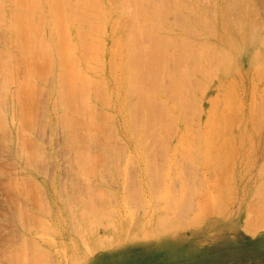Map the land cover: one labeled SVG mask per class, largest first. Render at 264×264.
<instances>
[{
  "label": "rangeland",
  "instance_id": "1",
  "mask_svg": "<svg viewBox=\"0 0 264 264\" xmlns=\"http://www.w3.org/2000/svg\"><path fill=\"white\" fill-rule=\"evenodd\" d=\"M165 1L160 5L164 6L162 8L165 13L160 9L157 11L158 22L153 30L156 32L157 27L161 26L166 33L174 28L183 34L181 25L187 26L186 22L190 19L186 17L189 14L193 17L196 13H202L212 21L205 22V25L202 19L200 23V20H196L193 29L200 34L197 35L200 39L210 41L213 50L218 53L215 55L222 60V65H217V69L211 67L210 63L209 66L206 65L205 70L203 69L205 76L202 72L194 76L200 81L199 84H193L195 78L192 77L193 87L187 86L185 93L191 88L194 96L190 92L187 93L188 96L185 93V96L183 95L184 99L186 97L189 101L186 103H192L191 107L186 108V116L185 102L182 103L184 105L180 103V107L177 106L178 109L184 110H177L173 104L175 100L171 89H166L171 86V82L163 81L164 76H167L169 81L173 79V74L170 75L174 72L171 70L173 60L167 64L168 70L172 72L168 71L167 75L166 70L162 77V85L158 89L163 97L157 99L162 102L161 109L167 110L158 111H165L163 115L164 119L168 117L167 121L169 116L171 119L177 116V122L172 120L173 123L169 124L179 128L176 129L179 132H174L173 128L174 131L169 129L172 132L168 134L163 133V116L156 110L159 109L158 102L155 104L158 108L153 109L156 114L161 115L160 119H153L157 116L152 113V108H149V111L155 116L150 117L151 113L149 114L145 107L141 109L142 112L129 116L128 120L125 119V112L127 114L128 111L125 106L127 97L130 99L128 102L131 101L128 96L130 90L114 76L110 66L112 59L116 60V63L120 60V57H117L119 55L115 56L112 51L113 44L110 40L114 36L115 39L122 38L123 21L120 19L121 11L118 8L109 9L113 20L117 19L119 22L118 28L104 36L108 40L100 52L98 64L94 61L90 63L98 69L102 68L100 78L106 82V91L100 87L102 93L97 94L95 106L91 110L88 109L89 111L84 107L86 112L82 110L83 113L79 112L83 102L79 104L78 100L73 102H76L74 105L62 106L64 102L60 92H57V84L63 92H68L71 87L66 82L56 81V72L59 74L62 67L56 68L51 64L47 68L45 65H50L49 59L36 50L38 54H42L39 57L36 51H33L34 48H30L32 45L36 46L34 41L32 40L33 44L29 47L21 40L24 47H28L24 49L23 45L19 44L20 38L18 40L21 35L17 37L20 32L14 27L12 30L11 27L4 28V25L9 23L8 19H3V22L0 20V32H3L2 37L0 34V51L2 49L3 53H0L5 60L8 58V62H4L9 65L3 68L6 73L0 74V77H5L4 80L9 78V85L0 89V97L2 96L1 100L4 101L3 104L0 103V109L6 116H3L6 119L4 120L0 115L3 120H0V264H264V226L259 225L255 229L247 227V219L251 216L252 220L254 217L253 210H250L251 204H255L262 195L259 193L258 197L255 188L259 189L261 186L262 189L264 186V122L260 123L264 121V0H169L170 4L168 0ZM102 2L105 10L107 0ZM112 3L110 5H113ZM179 4L184 8L190 5L189 9L193 6V9H190L192 14L187 12L190 11L187 8L184 11ZM162 14L165 16L163 21ZM89 17L85 16L90 22ZM86 20L83 21L85 24H82V32L87 35L90 33L91 39V36L96 34L95 31H89L91 25ZM208 22L213 24L209 25ZM87 23L89 25H86ZM139 24L140 22L135 24L136 27H139ZM10 30L15 33L12 34ZM44 30L41 28L38 36L44 37ZM213 30L216 32L214 36L210 34ZM6 32H9V35ZM223 38L231 40L232 46L224 45ZM4 39L7 43L3 42ZM9 39L12 40L11 43ZM90 39L88 36L83 37L81 42L88 43ZM147 39L148 37L143 38L146 43L142 41L147 44ZM176 43L172 46L169 44L167 48H177L178 42ZM234 43L235 47L237 45L236 52ZM229 46L232 49L227 48ZM20 49L34 57L26 54L29 57L24 58ZM26 49H33L31 51L34 54ZM171 51L176 52L175 49ZM25 52L22 50L24 56ZM87 52L86 55L81 53L82 60L86 63L90 62L88 59L92 57H89ZM227 55L228 59H225ZM11 62L12 66L15 64L13 69ZM26 62H32L34 68ZM85 66L84 63L82 67ZM7 68L15 69L12 73L14 76L11 74L12 70L7 73ZM29 68L35 70L36 81L27 80ZM206 71H212L211 74H216V78H212ZM6 75H12L11 78L17 83L11 80L16 85H11L10 77ZM3 78H0V85L7 82H4ZM202 83L205 84L204 87ZM253 83H257V87ZM196 84L202 88L197 90L194 88ZM22 85L25 87L22 88ZM4 89L8 92L5 93L7 99L4 97ZM234 89L237 91L234 92ZM10 90L14 93L11 94ZM155 94L153 92V95ZM163 103L167 107H164ZM197 103H200V106ZM129 104L130 102L127 107L130 109L132 107ZM169 108L173 109V112ZM247 108L250 109L249 114ZM195 110H198L199 118L195 117ZM191 114L192 120L189 118ZM188 118L192 121L189 125L186 120ZM89 121H92L93 125H90ZM165 127L167 128V125ZM222 127L224 131L229 127V132H224ZM183 132L186 135L182 134ZM186 136H190L189 141L187 138L184 142ZM192 146L197 156L189 152ZM185 148L188 151L184 153L182 150ZM195 151H198V154ZM186 155H190L189 160ZM80 161H86V164L82 165ZM92 193L98 194L99 197L93 194L92 198ZM206 205L207 207H204ZM162 216L166 218L162 221L168 222L165 224L161 221L162 228L159 229L161 225L158 221Z\"/></svg>",
  "mask_w": 264,
  "mask_h": 264
},
{
  "label": "bare ground",
  "instance_id": "2",
  "mask_svg": "<svg viewBox=\"0 0 264 264\" xmlns=\"http://www.w3.org/2000/svg\"><path fill=\"white\" fill-rule=\"evenodd\" d=\"M163 1V0H162ZM161 0H111V2H113L112 4L113 5H110V1H108L107 0V2H106V8H105V10L103 9V2H102V0H0V20H2V22H3V19L4 20H9V23H7L6 25H4V28L6 27V29H7V27H9V29H10V27H11V30L13 29L12 27H14V28H16V30H18L19 32H20V34H18L17 35V37L18 36H20L21 35V37H18V40H19V38H20V43L19 44H21V45H23L24 44V42L26 43V45L28 44L29 45V47H30V45H32L33 44V42H32V40L34 41V45L36 44V46H31L30 48H34V50L33 49H30V51L28 50V49H26V51H29V52H31V53H33L34 54V52H32L31 50H33V51H36V50H38V51H40L42 54H43V56L44 57H47L48 59H49V64L50 65H45V66H47V68L49 67V66H51V64H54V66L56 67V68H61V70H59L60 72H59V74H57V72H56V75H57V77H56V81L58 82V83H67V84H69L71 87H70V90H68V92H63L62 90H61V88H60V86L57 84V86L59 87V91H57V92H60L59 93V95H60V97L61 98H63V102H64V104L62 103V106H64V107H68V106H71L72 104H73V102L74 101H76L77 102V100H78V103L79 104H82V102H83V104H82V108H80L81 109V111L79 110V112L80 113H83V111H84V107L86 108L85 110H87V111H89L88 109H92L94 106H95V103H96V101H97V94H99L100 95V93H102L100 90H101V88L102 89H104L105 91H106V89H105V87H107L106 86V82L105 81H103L101 78H100V76L102 75V68L100 69H98V68H96V66H94V65H91L90 63L92 62L93 63V61H94V63L96 62V64H98V60H99V56H101L100 55V52H101V50H102V48H103V46L105 45V41H107L108 40V38H105L104 36H106L107 34L109 35V33H110V31H112V32H114L117 28H118V26H119V22L117 21V19L116 20H113V18L114 17H112L111 16V11H109V9L110 8H113V7H116V8H118L120 11H121V13H120V19L123 21L122 22V24H123V26H121V27H123V29H122V38H121V40H119V39H115L114 37H111V38H113V39H110L111 40V42H112V44H113V52H115V56L116 55H119V56H117V57H120V60L119 61H117V63L115 62L116 60H114V59H112V64L110 65L111 66V71H112V73L114 74V76L117 78V79H119V81L122 83V84H124V86L125 87H128L129 88V90H130V95H128L129 97H131V101H129L130 102V104H129V106H131L132 108H128L127 107V105H128V100H130V99H128V97H127V99H126V97H125V99H126V104H125V106H126V108H127V114H126V112H125V119L127 118V120H128V117L129 116H133L134 114H136V113H138V112H142V110L141 109H143L144 107H145V109H147V111H148V113L150 114L151 112L149 111V108H152V113H155L156 114V111H154L156 108H158L159 107V109H156L157 111L159 110V111H162V110H167V108H162L161 109V106H162V102L160 101V102H158V98H162L163 97V94H162V97H161V94H160V90L158 89V88H161V85L162 84H160L161 83V80H162V77L165 75V73H166V70H167V75H169V73L170 72H172V71H174L173 73H170V75H172V80L171 81H169V78H167V76L165 77L164 76V78L166 79L167 78V80L168 81H166L165 79H163V81L164 82H171L170 84H171V86L169 87V88H166V89H171V91L170 92H172L171 93V95H172V97H173V100H175L174 102H173V104H174V106H176V108H177V106L179 105V107H180V103L182 104V103H184L185 104V106H183V107H185L184 109H185V116H186V113L188 112L187 110H186V108H188V107H191L192 106V103L191 104H188V103H186V97H185V99H184V97H183V95H184V93H185V91H187L186 90V87L187 86H191V87H193V85H191L192 84V82H193V84L194 83H198L199 84V82L200 81H198L196 78L197 77H194L195 75H197L198 73L199 74H201V72H202V75H204L203 74V72L205 73V71H203V69L205 70V66L206 65H208L209 63L211 64V67L213 66V67H216V69H217V67L219 66V64L220 65H222V60H220V57H218V55H215V54H218L217 52H216V50L214 49L213 50V47H212V44L210 45V41L208 42V41H206V39H200L198 36L200 35L199 33H197L193 28H194V25L193 24H196L197 23V21L196 20H200L199 21V23L201 22V19H202V23H207V21H212V19L211 20H209V18H207V17H204V16H206V15H202V13L201 14H198V13H196V12H194V14L196 15H194L193 17H192V15H188L186 18H190L189 19V21L188 20H186V19H184V20H186V21H188V22H186L187 24V26H182L181 25V30L184 32L183 34H180V32L181 31H179V29H177V30H174V28H173V30H171V31H169L168 30V32L169 33H166L165 32V30H164V28H162L161 26V28L160 27H157V30L158 31H154L153 30V28L155 27L156 28V22H158V19H156V18H158V13H157V11L160 9L161 11H162V13L164 14L165 13V11L163 12V8L162 7H164V6H160L162 3ZM165 1V0H164ZM163 1V4L166 2H164ZM196 1V0H195ZM238 1V0H237ZM108 2H109V4H108ZM167 2H169V0L167 1ZM189 2V1H188ZM234 2V1H233ZM162 4V5H163ZM169 4H170V2H169ZM175 4H176V2H175ZM168 5V4H167ZM180 5V4H179ZM184 5V4H183ZM112 6V7H111ZM180 6H182V5H180ZM231 6H233L232 4H231ZM162 9H161V8ZM183 8H184V6H182ZM189 7H190V5L187 7V6H185V8L183 9L184 11H185V9L187 8V10L189 9ZM177 9L178 10H182L181 9V7H180V9L177 7ZM191 10L193 9V6L190 8ZM189 9V10H190ZM223 9V8H222ZM39 10V11H38ZM191 10L190 11H187V12H191ZM201 10V9H200ZM203 10V9H202ZM224 10V9H223ZM233 10V9H232ZM235 10V9H234ZM116 11V10H115ZM211 11V10H210ZM118 12V11H117ZM199 12V11H198ZM205 12V11H204ZM236 12V11H235ZM115 13V12H114ZM186 13V12H185ZM212 13V12H211ZM223 13V12H222ZM237 13V12H236ZM162 14V16H161V20L163 21V18L165 17L164 15ZM191 14H192V12H191ZM203 14H205V13H203ZM210 14V13H209ZM88 15V17L90 18V22H89V20H86V18H85V16H87ZM116 15V14H115ZM119 15V14H118ZM161 15V14H160ZM181 15V14H180ZM185 15V14H184ZM246 15V14H245ZM221 16H222V14H221ZM220 16V17H221ZM225 16V15H224ZM236 16V15H235ZM10 17V18H9ZM253 18V17H252ZM253 19H255V18H253ZM84 20H86V21H88L89 23H90V25H91V27H89V28H91L89 31H92V33H94L93 31H95V34H96V36H93L92 34V36H91V39H90V33H88V35H87V33L86 32H82V24H85V23H83V21ZM119 20V19H118ZM243 20V19H242ZM225 21V20H224ZM224 21H223V23H224ZM140 22V24H139V27H136V25L135 24H137V23H139ZM196 22V23H195ZM255 22V21H254ZM253 22V23H254ZM89 23H87L86 25H89ZM183 23H184V21H183ZM206 23H205V25H206ZM215 23V22H214ZM5 24V23H4ZM178 24V23H177ZM185 24V23H184ZM208 24H209V22H208ZM211 24V23H210ZM209 24V25H210ZM213 24V23H212ZM211 24V25H212ZM252 24V23H251ZM255 24H256V22H255ZM40 25H42L43 27H40ZM159 25V24H158ZM176 24H173V26H175ZM197 25H199V26H202V25H200V24H197ZM208 25V26H209ZM223 25V24H222ZM243 25V24H242ZM254 25V24H253ZM252 25V26H253ZM1 26L3 27V25L1 24ZM117 26V27H116ZM172 26V25H171ZM177 26V25H176ZM214 26H215V24H214ZM256 26V25H255ZM116 27V28H115ZM179 28H180V26H178ZM182 27H183V29H182ZM207 27V26H206ZM216 27V26H215ZM222 27V26H221ZM223 27H225V26H223ZM40 28V29H39ZM41 28H42V30H43V28L45 29L44 30V32L42 33L43 35H44V37H41V36H38V31H39V35H40V33H41ZM88 28V27H87ZM159 28V29H158ZM213 28V27H212ZM211 28V29H212ZM238 28V27H237ZM251 28V27H250ZM253 28V27H252ZM85 29V28H84ZM115 29V30H114ZM222 29V28H221ZM229 29V28H228ZM11 30H10V32H11ZM114 30V31H113ZM250 30V29H249ZM3 31V30H2ZM14 31V30H13ZM86 31H87V29H86ZM167 31V30H166ZM208 31V30H207ZM17 32V31H16ZM165 32V33H164ZM174 32V33H173ZM203 32V31H202ZM211 32V31H210ZM209 32V33H210ZM12 33V32H11ZM13 33H15V31L13 32ZM12 33V34H13ZM83 33L85 34L86 33V35L89 37V39H90V41H88V43L87 42H81L82 40V38L83 37H87L86 35L85 36H82L83 35ZM208 33V34H209ZM226 33V32H225ZM228 33H230V32H228ZM227 33V34H228ZM251 33V32H250ZM0 34H1V32H0ZM2 34H3V32H2ZM1 34V37L3 36ZM5 34V33H4ZM6 34H8L9 35V32L7 33L6 32ZM114 34V33H113ZM210 34H213V36H214V34H216V32L213 30V33H210ZM244 34V33H243ZM7 35V36H8ZM198 35V36H197ZM205 35V34H204ZM229 35V34H228ZM223 36V35H222ZM222 36H221V39H222ZM241 36H242V38H243V35L241 34ZM1 37H0V40H1ZM109 37V36H108ZM147 38L148 37V39L147 40H149V42L147 43V44H145L146 42H145V40H143V38ZM206 37V36H205ZM217 37V36H216ZM225 37H226V35H225ZM251 37V36H250ZM15 38V37H14ZM22 38V39H21ZM228 38H230V37H228ZM241 38V37H240ZM239 38V39H240ZM6 40H8V38H5ZM4 39V41L3 42H5L6 40ZM12 39H13V37H12ZM224 39V38H223ZM256 39V38H255ZM17 40V39H16ZM21 40H23V41H21ZM86 40H88V39H86ZM145 42H143V41ZM225 40V44L224 45H226V44H229L230 46H232L231 45V40H226V38L224 39ZM223 40V41H224ZM9 41H10V39H9ZM12 41V40H11ZM11 41H10V43H11ZM13 41H14V39H13ZM19 41H17V43H18ZM142 42V43H141ZM176 42H178V47L177 48H174V47H172V49L174 50L175 49V53H173L171 50L172 49H170V48H167L168 47V45L170 44L171 46H172V44L173 43H176ZM233 42V41H232ZM5 43H7V42H5ZM9 43V42H8ZM13 44L15 43V42H12ZM23 43V44H22ZM144 43V44H143ZM214 43V42H213ZM221 44H222V41L220 42ZM219 43V44H220ZM141 44H143V45H145L144 47H142L143 45H141ZM149 44V45H148ZM166 44H167V46H166ZM177 44V43H176ZM5 45V44H4ZM11 45V44H10ZM27 45V46H28ZM52 45V46H51ZM147 45V46H146ZM214 45V47H215V44H213ZM223 45V46H224ZM235 45V43L233 44V46ZM240 45V44H239ZM242 45V44H241ZM3 46V45H2ZM6 46H8V44L6 45ZM12 46V45H11ZM24 47V45H23V47H24V49L25 48H28V47ZM228 46V45H227ZM230 46L229 47H227V48H230ZM4 47V46H3ZM22 47V48H23ZM35 47H36V49H35ZM176 47V46H175ZM220 47V46H219ZM218 47V48H219ZM236 47H237V45H236ZM236 47L234 46V51L236 52L237 50H236ZM241 47V46H240ZM0 48H2V47H0ZM4 48H6V47H4ZM8 48V47H7ZM6 48V49H7ZM55 48V49H54ZM216 48V47H215ZM11 49V48H10ZM24 49H20V53H21V55L24 57V58H26L27 57V55H29V54H27L25 51H24ZM107 49H108V47H107ZM169 49V50H168ZM217 49V48H216ZM230 49H232V48H230ZM12 50V49H11ZM22 50H23V52H25L24 54H25V56L23 55V53H22ZM55 50V51H54ZM87 50H88V52H87ZM239 50H240V48H239ZM13 51V50H12ZM218 51V50H217ZM232 51V50H231ZM1 53H3L2 52V49H1V51H0ZM86 52L88 53V56L90 57V56H92L91 58H89L88 60H91L90 62H88L87 61V63H86V61L84 62V60H82V54L83 55H86ZM219 52V51H218ZM241 52V51H240ZM240 52H239V54H240ZM0 53V74L3 72H5L4 71V69L8 66L9 67V65H7L5 62H4V58H3V54H1ZM36 53H37V51H36ZM41 53H37L38 54V56L39 57H41L42 56V54ZM82 53V54H81ZM234 53V52H233ZM9 54V53H8ZM11 54V53H10ZM14 54V53H13ZM27 54V55H26ZM238 54V55H239ZM12 55V54H11ZM30 57L32 56V54L31 55H29ZM28 56V57H29ZM38 56H37V58H38ZM87 56V57H88ZM4 57H6V56H4ZM27 57V58H28ZM32 57H34V56H32ZM228 57V55L227 56H225L224 58L225 59H228L227 58ZM14 57H13V55L11 56V59L14 61V59H13ZM16 58V57H15ZM37 58H35V59H37ZM243 58V57H242ZM33 59V58H32ZM40 59V58H39ZM38 59V60H39ZM42 59V58H41ZM107 59V58H106ZM229 59H230V57H229ZM6 60H8V58H6ZM5 60V61H6ZM19 60V59H18ZM29 60V59H28ZM170 60H173V62H172V64H173V66H171V70L172 71H169L168 70V63L169 62H171ZM231 60V59H230ZM9 61H11V60H9ZM25 61V60H24ZM42 61V60H41ZM6 62H8V61H6ZM19 62H21V61H19ZM39 62V61H38ZM44 61H42V63H43ZM47 62V61H46ZM52 62V63H51ZM86 64V66L85 67H82V65L84 64V63ZM175 62V63H174ZM10 63V62H9ZM14 63H15V61H14ZM27 63V62H26ZM32 63V62H31ZM31 63L30 64H28V66L29 65H31ZM12 62H11V68L12 67H14L15 66V64H14V66H12ZM18 64V63H17ZM25 64V63H24ZM35 63H33V65H34ZM99 64L101 65V62H99ZM104 64V63H103ZM168 64V65H167ZM171 64V65H172ZM6 65V66H5ZM40 65H42V64H40ZM106 65V64H105ZM218 65V66H217ZM4 66H5V68H4ZM27 66V65H26ZM27 66V67H28ZM32 66V65H31ZM102 66H104V65H102ZM108 66V65H107ZM209 66V65H208ZM33 67V66H32ZM42 67V66H41ZM40 67V68H41ZM174 69H173V68ZM220 67V66H219ZM4 68V69H3ZM10 68V69H11ZM26 68V67H25ZM34 68V67H33ZM44 68H46V67H44ZM43 68V69H44ZM170 68V67H169ZM207 68V67H206ZM13 69V68H12ZM11 69V70H12ZM105 69H107V68H105ZM213 69V68H212ZM11 70H9L8 68H7V73H9ZM15 70V69H14ZM14 70H12L11 71V74L13 73V71ZM42 70V69H41ZM45 70V69H44ZM209 70H210V68H209ZM110 71V72H111ZM168 71H169V73H168ZM206 72H208V71H206ZM215 72H217V71H215ZM214 72V73H215ZM2 73V74H3ZM6 73V72H5ZM38 74H39V72H37ZM209 74H211L212 73V71L210 72H208ZM1 74V75H2ZM108 74V73H107ZM13 75V74H12ZM12 75H11V77H12ZM205 75H206V73H205ZM204 75V76H205ZM212 75V74H211ZM7 76V75H6ZM14 76V75H13ZM41 76V75H40ZM107 76V75H106ZM130 76H132V77H130ZM210 76V75H209ZM213 77L212 78H214V76H216V74H214V75H212ZM261 76V75H260ZM4 77V76H3ZM3 77H0V78H3ZM7 77H10V76H7ZM10 77V80L12 79V80H14L13 78H11ZM35 77H37L36 76V72H35V70H33L32 68H29V70L27 71V80H35ZM102 77V76H101ZM192 77H194L195 79L193 80L192 79ZM237 77V76H236ZM264 77V76H263ZM5 78V77H4ZM4 78H3V81L5 82L7 79H5L4 80ZM39 78V77H38ZM37 78V79H38ZM133 78V79H132ZM207 78V77H206ZM205 78V79H206ZM209 78V77H208ZM216 78V77H215ZM214 78V79H215ZM253 78V77H252ZM255 78V77H254ZM101 79V80H100ZM192 79V81H190ZM262 79V78H261ZM11 80V85H16V83H14L13 81ZM26 80V81H27ZM210 80V79H209ZM264 80V79H263ZM8 81H9V78H8V80H7V82H5V83H1V85H0V89H1V87L2 88H6V86H8L9 85V83H8ZM25 81V80H24ZM25 81V82H26ZM36 81V80H35ZM198 81V82H197ZM212 81V80H211ZM253 81V80H252ZM0 82H2V79H1V81ZM31 82V81H30ZM190 82V83H189ZM202 82V81H201ZM234 82V81H233ZM254 82V81H253ZM22 84H23V81L21 82ZM21 83L19 84V85H21ZM29 83V82H28ZM232 83V82H231ZM25 84H27V83H25ZM33 84V83H32ZM32 84H30V85H32ZM105 84V86H103ZM165 84V83H164ZM170 84H166V85H170ZM204 83H202L201 85L204 87V85H203ZM250 84V83H249ZM253 84H255V83H253ZM257 84V83H256ZM256 84H255V86H256ZM18 85V86H19ZM33 86H35L34 84H33ZM196 86V87H195ZM202 86H198L197 87V84L196 85H194V88H197V90L198 89H200V87L202 88ZM231 86H232V84H231ZM254 86V87H255ZM22 88L23 87H25V86H21ZM20 87V88H21ZM27 87H28V85H27ZM27 87H26V89H27ZM101 87V88H100ZM166 87V86H165ZM164 87V88H165ZM257 87V86H256ZM29 88V87H28ZM32 88V87H31ZM97 88V89H96ZM233 88L234 87H232L231 89L233 90ZM245 88V87H244ZM18 89H19V87H18ZM17 89V90H18ZM100 89V90H99ZM158 89V90H157ZM188 89V88H187ZM190 90H191V88H189ZM188 89V90H189ZM5 90L6 89H4V97L6 96V98L5 99H7V95H5V93L7 94L8 92H7V90H6V92H5ZM8 90H9V87H8ZM14 90H16V89H14ZM99 90V93H97V91ZM155 90H156V92H155ZM165 90V89H164ZM188 91V92H190L192 95H193V93L191 92V91ZM11 91V90H10ZM32 91V90H31ZM34 91V90H33ZM227 91V90H226ZM235 91H237V90H235L234 89V92ZM252 91H253V88H252ZM255 91V90H254ZM253 91V92H254ZM23 92V91H22ZM153 92H154V94L155 95H153ZM187 92V93H188ZM2 93H3V91H2ZM10 93V92H9ZM14 93V92H13ZM12 93V91H11V94H13ZM19 93V92H18ZM174 93V94H173ZM187 93H185V95L187 94ZM230 93H232V92H230ZM20 94H21V92H20ZM105 94H107V92L105 93ZM198 94H199V92H198ZM222 94V93H221ZM225 94V93H224ZM238 94V93H237ZM170 95V96H171ZM184 95V96H185ZM254 95V94H253ZM262 95H264V94H262ZM9 96V95H8ZM11 96V95H10ZM187 96H188V94H187ZM194 96V95H193ZM193 96H190V97H193ZM236 96V95H235ZM235 96H234V98H235ZM2 97V96H1ZM1 97H0V100H1ZM12 97V96H11ZM100 97V96H99ZM106 97V96H105ZM189 97V98H190ZM200 97H201V95H200ZM107 98V97H106ZM232 98V97H231ZM230 98V99H231ZM264 98V97H263ZM59 99V98H58ZM100 99V98H99ZM172 99V98H171ZM170 99V100H171ZM185 101H184V100ZM191 100H192V98H190ZM194 99V98H193ZM199 99V98H198ZM254 99V98H253ZM4 100V99H3ZM10 100V99H9ZM60 100V99H59ZM62 100V99H61ZM69 100V101H68ZM80 100V101H79ZM169 100V99H168ZM123 101V100H122ZM195 101V100H194ZM213 101V100H212ZM215 101V100H214ZM220 101V100H219ZM253 101V100H252ZM2 102H4V101H0V103H2ZM7 102H8V100H7ZM75 102V103H76ZM157 102L159 103V104H157ZM169 102V101H168ZM187 102H189V101H187ZM230 103H231V100L229 101ZM235 102V101H234ZM74 103V104H75ZM161 103V104H160ZM209 103V102H208ZM229 103V104H230ZM3 104V103H2ZM2 104H0V107H2ZM73 104V105H74ZM155 104H157L158 105V107H156L155 106ZM184 104H182V105H184ZM194 104V103H193ZM198 104V103H197ZM200 104V103H199ZM198 104V105H199ZM213 104H214V102H213ZM227 104V103H226ZM163 105H164V107L166 106L167 107V105L166 104H164L163 103ZM190 105V106H189ZM196 105V104H195ZM231 105V104H230ZM237 105V104H236ZM235 105V106H236ZM173 106V105H172ZM188 106V107H187ZM200 106V105H199ZM262 106H264V101H263V104H262ZM262 106H261V108H262ZM163 107V106H162ZM178 107V108H179ZM212 107H213V105H212ZM216 107V106H215ZM224 107H226V106H224ZM230 107V106H229ZM4 108H5V106H4ZM153 108H155V109H153ZM170 108H173V107H171L170 106ZM169 108V109H170ZM175 108V107H174ZM176 108H175V110H176ZM177 108V110H184V109H178ZM210 109H211V107H209ZM219 108V107H218ZM237 108H239L240 109V107H237ZM250 108V107H249ZM260 108V109H261ZM161 109V110H160ZM190 109V108H189ZM195 109V108H194ZM194 109H192V110H194ZM198 110H199V108H197ZM201 109V108H200ZM216 109V108H215ZM245 109V108H244ZM83 110V111H82ZM173 109H170V111H172ZM191 110V111H192ZM198 110H195L196 112L195 113H197L198 112ZM212 110V109H211ZM223 110V109H222ZM235 110V109H234ZM247 110H248V108H247ZM250 110V109H249ZM249 110H248V114H249ZM263 110H264V107H263ZM157 112V113H161V112ZM187 111V112H186ZM216 112L218 111V109L217 110H215ZM237 111V110H236ZM261 111V110H260ZM6 112V111H5ZM78 112V113H79ZM84 112H86V111H84ZM173 112V111H172ZM175 112V111H174ZM178 113L177 114H179V111H177ZM184 112V111H183ZM194 112V111H193ZM209 111H208V109H207V112L206 113H208ZM264 112V111H263ZM262 111H261V113H263ZM152 113H151V115H150V117H152L153 118V116H155V115H153L152 116ZM163 113L165 114V111H163ZM163 113H161V115L163 116V117H161V115L159 116V114H156V116L157 117H155V118H153V119H156V118H159L160 119V117L161 118H163V120L162 121H164V123H162L161 125L162 126H164V132L163 131H161V132H163V133H166V134H168L169 132L171 133L172 131H174V132H176L177 130L176 129H179L178 127H176L175 125H173V127L170 125L171 124V122H172V120L173 121H175V122H177V120H176V117L175 118H173V119H171L170 118V116H169V114H168V116H169V121H167V119H168V117L166 116L165 117V119H164V115H163ZM190 113V112H189ZM210 113H211V111H210ZM256 113V112H255ZM222 114V113H221ZM238 114V113H237ZM0 115H2V117L4 116V114L2 113V110L0 109ZM80 115V114H79ZM195 115V114H194ZM194 115H193V119H194ZM209 115V114H208ZM223 115H225L224 113H223ZM245 115V114H244ZM256 115V114H255ZM263 115H264V113H263ZM159 116V117H158ZM172 117H174L173 115H171ZM188 116V115H187ZM190 116V115H189ZM188 116V117H189ZM210 116V115H209ZM218 116V115H217ZM221 116V115H220ZM226 116V115H225ZM224 116V117H225ZM242 116V115H241ZM250 116V115H249ZM257 116V115H256ZM255 116V117H256ZM4 117H6V116H4ZM4 117H3V119H4ZM184 117V116H183ZM192 117V114H191V116L189 117V118H191ZM195 117H200V116H198V113H197V115L195 116ZM227 117V116H226ZM240 116H238V118H239ZM255 117H253V120H254V118ZM262 117V116H261ZM92 119H93V117H91ZM186 118V117H185ZM188 118V119H189ZM212 118V117H211ZM219 118V117H218ZM228 118V117H227ZM258 118V117H257ZM12 119V118H11ZM91 119V120H92ZM171 119V120H170ZM175 119V120H174ZM177 119H178V117H177ZM186 119L187 120V122H188V125L190 124V122H192L191 120H192V118H191V120L189 119ZM203 119V118H202ZM229 119V118H228ZM227 119V120H228ZM241 119V118H240ZM249 119H251V117L249 118ZM0 120H2V118H0ZM4 120H6V119H4ZM166 120V121H165ZM180 120H181V118H180ZM183 120H185V119H183ZM213 120V119H212ZM212 120H210V121H212ZM220 120V119H219ZM231 120V119H230ZM229 120V121H230ZM238 120V119H237ZM245 120V119H244ZM258 120V119H257ZM256 120V121H257ZM3 121V120H2ZM10 121V120H9ZM194 121V120H193ZM217 121V120H216ZM221 121V120H220ZM232 121V123H233V120H231ZM89 122H91L90 123V125H93V124H95V121H94V119H93V124H92V121H89ZM165 122H168V124H166ZM187 122H186V124H187ZM242 122V121H241ZM254 122V121H253ZM264 121H262V122H260V123H263ZM0 123H1V121H0ZM3 123V122H2ZM170 123V124H169ZM173 123V122H172ZM213 123V122H212ZM222 123V122H221ZM256 123V122H255ZM5 124V123H4ZM3 124V125H4ZM10 124V123H9ZM180 124V123H179ZM183 124V123H182ZM193 124V123H192ZM214 124V123H213ZM215 124H216V122H215ZM227 124V123H226ZM234 124V123H233ZM161 125H160V127H161ZM165 125H167V128L165 127ZM168 125H170L169 127H168ZM205 125V124H204ZM208 125V124H207ZM225 125V124H224ZM230 125V124H229ZM228 125V126H229ZM235 125H236V123H235ZM129 126V125H128ZM211 126H212V124H211ZM210 126V127H211ZM240 126V125H239ZM256 126V125H255ZM258 126V125H257ZM260 126V125H259ZM183 127V126H182ZM204 127H206V126H204ZM224 127V126H223ZM222 127V130L224 129ZM232 127H233V125H232ZM232 127H231V129H232ZM17 128H18V125H17ZM16 128V129H17ZM135 128V127H134ZM167 130H166V129ZM174 130H173V129ZM207 128V127H206ZM226 128H228L229 129V127H226ZM239 128V127H238ZM129 129V128H128ZM161 129V128H160ZM169 129L170 130H172V131H169ZM191 129V128H190ZM212 129V128H211ZM218 129H219V127H218ZM228 129H226L225 131L226 132H229V131H227ZM256 129H258V128H256ZM161 130H163V129H161ZM192 130V129H191ZM191 130H189V131H191ZM198 130V128H196V131ZM199 130H200V128H199ZM233 130V129H232ZM231 130V131H232ZM242 130V129H241ZM134 131H135V129H134ZM139 131V130H138ZM157 131V130H156ZM217 131V130H216ZM215 131V132H216ZM221 131V130H220ZM224 131V130H223ZM224 131V132H225ZM237 131V130H236ZM159 132V131H158ZM160 132V133H161ZM177 132H179V131H177ZM199 131H197L196 133H198ZM200 132H201V130H200ZM211 132V131H210ZM214 132V131H213ZM135 133V132H134ZM155 133V132H154ZM157 133V132H156ZM162 133V134H163ZM185 132H183L182 134H184ZM189 133V132H188ZM187 133V134H188ZM212 133V132H211ZM217 133V132H216ZM220 133V132H219ZM231 133V132H230ZM16 134H17V132H16ZM159 134V133H158ZM190 134V133H189ZM213 134H215V133H213ZM236 134H238V133H236ZM184 135H186V134H184ZM191 135H192V132H191ZM194 135V134H193ZM197 135H199V134H197ZM202 135V134H201ZM204 135V134H203ZM211 135V134H210ZM209 135V136H210ZM216 135V134H215ZM227 135H228V133H227ZM231 135V134H230ZM212 136V135H211ZM219 136V135H218ZM220 136H222L221 134H220ZM90 137V136H89ZM189 137L190 136H186V139L184 140V142H186V140H187V138H188V140L187 141H189ZM223 137H225V136H223ZM222 137V138H223ZM199 138V137H198ZM219 138V137H218ZM218 138H216L217 140H218ZM226 138V137H225ZM227 138H228V136H227ZM232 138V137H231ZM230 138V139H231ZM209 139H211V138H209ZM221 139V138H220ZM229 139V138H228ZM235 139H236V137H235ZM191 140H194L193 138H191ZM215 140V136H214V138H213V141ZM217 140H216V142H217ZM226 140V139H225ZM219 141V140H218ZM222 141H223V139H222ZM212 142V141H211ZM228 142H229V140H228ZM221 143V142H220ZM226 143H227V141H226ZM229 143H231V142H229ZM185 144V143H184ZM196 144V143H195ZM219 145V144H218ZM199 146V145H198ZM224 146H225V144H224ZM228 146H230V145H228ZM214 147V146H213ZM220 147V146H219ZM193 148V146L191 147V148H189V149H192ZM195 148V147H194ZM224 148V147H223ZM222 149V148H221ZM195 150V149H194ZM197 150V149H196ZM225 150V149H224ZM184 153L185 152H187L188 150L185 148V150H182ZM189 152H192V155L194 156L195 155V153L193 152V149L190 151L189 150ZM188 152V153H189ZM195 152H197V154H198V151H195ZM213 152V151H212ZM219 152V151H218ZM194 153V154H193ZM206 155V154H205ZM195 156H197V155H195ZM188 157H190V155H188ZM188 157H187V155H186V158H187V160H189L188 159ZM84 159V157H81V159ZM192 159H193V157H192ZM85 160V159H84ZM98 160V159H97ZM83 161V160H82ZM80 163H82L81 161H80ZM83 163H85L86 164V161H84ZM83 163H82V165H83ZM85 164H84V166H85ZM214 168V167H213ZM213 168H211L212 170H213ZM264 168V167H263ZM216 170V169H215ZM86 172H87V174H88V172H89V170L87 169L86 170ZM85 172V173H86ZM213 174H215V173H213ZM217 176H219V178H220V175L218 174ZM230 181V180H229ZM256 187H258V185H256ZM264 187V186H263ZM263 187H262V189H263ZM258 188H255V190L256 191H258V193H257V195L259 194V193H261L262 195L260 196V194L258 195V197L260 198L257 202H255V204H251L252 206H251V209L250 210H253L252 212H254V214L253 213H251V215L253 214V218H252V220H250L251 219V216H250V219H247V220H249L248 221V223H247V227L249 228V229H255L257 226H264V189L262 190L261 189V186L259 187V189H261L260 191H259V189L257 190ZM255 191V192H256ZM93 194H96V193H92V198H93ZM256 195V196H257ZM99 197L98 196V194H96L95 195V197ZM91 199V198H90ZM94 199H96V198H94ZM98 199V198H97ZM255 199V198H254ZM90 201V200H89ZM96 201V200H95ZM168 201H169V199H168ZM167 201V202H168ZM251 202V201H250ZM92 203V202H91ZM90 203V204H91ZM93 204V203H92ZM250 203H249V201H248V205H249ZM204 207H207V205L206 206H204ZM93 208H94V206H92V210H93ZM244 209V208H243ZM95 210V209H94ZM93 210V211H94ZM166 210H169V209H166ZM247 210V209H246ZM163 212V211H162ZM248 212H249V209H248ZM170 214H171V210H170V212H169ZM165 216H167V215H165ZM163 217V216H162ZM159 218L160 220L158 221V223L160 224V223H162L163 221L162 220H166V218L165 217H163V218ZM173 217V216H172ZM165 218V219H164ZM175 218V217H174ZM168 219H169V217H168ZM167 219V220H168ZM116 220V219H115ZM246 220V219H245ZM244 220V221H245ZM120 221V220H119ZM123 221V220H122ZM162 221V222H161ZM168 222V221H167ZM166 222V223H167ZM173 222V221H172ZM163 223H165V221L163 222ZM165 223V224H166ZM169 223H170V221H169ZM174 223V222H173ZM246 223V222H245ZM109 224H111V223H109ZM164 224V225H165ZM158 225V224H157ZM161 226H160V228L159 229H161L162 228V224H160ZM176 225V224H175ZM111 226V225H110ZM121 226V225H120ZM159 226V225H158ZM165 226H167V225H165ZM169 226H170V224H169ZM124 227V226H123ZM168 227V226H167ZM121 228V227H120ZM119 228V229H120ZM124 229V228H123ZM112 230H113V228H112ZM154 230H155V228H154ZM115 231V230H114ZM113 232V231H112ZM132 232H134V231H132ZM136 232V231H135ZM116 233V232H115ZM124 233V232H123ZM112 234V233H111ZM127 235V234H126ZM126 235H124L125 237H126ZM119 236L121 237V233L119 232ZM149 236V235H148ZM118 237V236H117ZM124 237V238H125ZM128 237V236H127ZM141 237V236H140ZM144 237V236H143ZM119 239V238H118ZM136 240V239H135ZM140 240V239H139ZM155 240V239H154ZM136 241H138V240H136ZM120 244V243H119ZM111 245V244H110Z\"/></svg>",
  "mask_w": 264,
  "mask_h": 264
}]
</instances>
